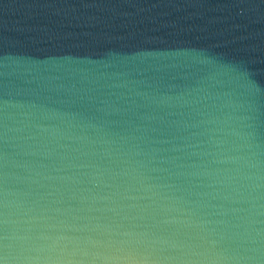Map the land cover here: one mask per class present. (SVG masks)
<instances>
[{"label":"water","instance_id":"water-1","mask_svg":"<svg viewBox=\"0 0 264 264\" xmlns=\"http://www.w3.org/2000/svg\"><path fill=\"white\" fill-rule=\"evenodd\" d=\"M0 264H264V0H0Z\"/></svg>","mask_w":264,"mask_h":264}]
</instances>
